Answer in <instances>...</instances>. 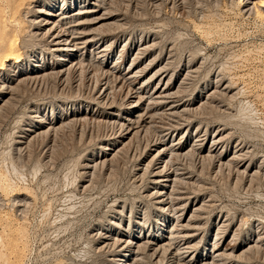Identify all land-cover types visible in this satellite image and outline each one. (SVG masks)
<instances>
[{
    "label": "rangeland",
    "instance_id": "obj_1",
    "mask_svg": "<svg viewBox=\"0 0 264 264\" xmlns=\"http://www.w3.org/2000/svg\"><path fill=\"white\" fill-rule=\"evenodd\" d=\"M0 47V264H264V0H0Z\"/></svg>",
    "mask_w": 264,
    "mask_h": 264
},
{
    "label": "bare ground",
    "instance_id": "obj_2",
    "mask_svg": "<svg viewBox=\"0 0 264 264\" xmlns=\"http://www.w3.org/2000/svg\"><path fill=\"white\" fill-rule=\"evenodd\" d=\"M101 1V0H100ZM96 2H97V0H96ZM91 3V2H90ZM95 4V3H94ZM101 5V4H100ZM100 5H99V8H100ZM102 6V5H101ZM98 8V7H97ZM96 8V9H97ZM96 9H92V8H88L87 9V11H85V12H97L98 11V9L96 10ZM101 9V8H100ZM105 10V9H104ZM40 11V10H39ZM44 12V11H43ZM83 13H84V11H83ZM76 15H72V16H80L81 14H82V11H79L78 13H75ZM92 15V14H91ZM69 18H70V16H69ZM68 18V19H69ZM97 18H99V17H97ZM101 18V17H100ZM100 18H99V20H100ZM103 18V17H102ZM42 19V18H41ZM72 19V18H71ZM62 20V19H61ZM77 20V19H76ZM76 20H74V21H76ZM97 20V19H96ZM39 21V20H38ZM58 21H60V20H58ZM92 21V20H91ZM91 21H90V23H91ZM35 22V21H34ZM43 21H41V23H42ZM82 22H85V21H82ZM82 22H80V24L82 23ZM94 22V21H93ZM58 24V23H57ZM78 24V23H77ZM39 25V24H38ZM56 25V24H55ZM74 25V24H73ZM75 25H76V23H75ZM54 27V26H53ZM78 27V26H77ZM77 27H74V28H76L75 30H78L79 28H77ZM40 28V27H39ZM42 29V28H41ZM48 29H51V28H48ZM55 30H57V29H55ZM81 30V29H80ZM50 31V30H49ZM58 31V30H57ZM83 31V30H82ZM45 32V31H44ZM48 32V31H47ZM85 32V31H84ZM83 32V33H84ZM90 32V31H89ZM38 33V32H37ZM49 33V32H48ZM57 33V32H56ZM71 33V32H70ZM36 34V33H35ZM40 34V33H39ZM50 34H51V32H50ZM62 34V33H61ZM74 34H78L77 36H70V37H68L67 35H65V33H64V35H57V34H54V35H52V40H53V42H54V44L56 45V46H58V47H60L59 48V50L61 49V47H68V46H72V47H77L79 44H82V43H84L85 41H87V37H85V36H82L80 33H74ZM80 34V35H79ZM45 35V34H44ZM70 35V34H69ZM87 35V34H86ZM90 35H91V33H90ZM8 37H6V39H7ZM11 40V39H10ZM90 40H91V38H90ZM93 40V39H92ZM5 41V40H4ZM9 41V40H8ZM7 42V41H6ZM8 43V45L7 44H5V42L3 43V44H5V46H6V52L8 53L7 55H9V56H11V57H15V55L17 54V51H18V47H17V41L16 40H11L10 42H7ZM86 43V42H85ZM88 43V42H87ZM2 44V43H1ZM2 46V45H1ZM84 46V45H83ZM0 49H1V47H0ZM64 49V48H63ZM69 49V48H68ZM71 49V48H70ZM79 50H80V48H78ZM2 50V49H1ZM5 50V49H4ZM73 50V49H72ZM71 50V51H72ZM4 52V51H3ZM2 53V52H1ZM3 54V53H2ZM5 54V53H4ZM19 54V53H18ZM79 54V53H78ZM1 55V54H0ZM2 56V55H1ZM4 56V55H3ZM8 57V56H7ZM17 57H19L18 55H17ZM5 58V57H4ZM79 58V57H78ZM17 59V58H16ZM76 59V58H75ZM12 60V59H11ZM63 60V59H62ZM6 61V60H5ZM9 62H10V60H9ZM11 63V62H10ZM17 65V64H16ZM120 65V64H119ZM118 65V66H119ZM115 66V65H114ZM113 67V66H112ZM130 69V68H129ZM116 70V69H115ZM129 76V75H128ZM131 77H133V76H131ZM12 78V77H11ZM124 79V78H123ZM11 81V80H10ZM156 89H157V87H156ZM163 89V88H162ZM142 90V89H141ZM154 91H155V89H154ZM153 91V92H154ZM160 91V90H159ZM139 92V91H138ZM148 93V92H147ZM170 93V92H169ZM168 93V94H169ZM105 94V93H104ZM165 95V94H164ZM144 96V95H143ZM151 96H153V95H151ZM150 96V97H151ZM162 96V95H161ZM166 96V95H165ZM149 97V98H150ZM154 97V96H153ZM152 97V98H153ZM168 97V95L166 96V98ZM151 98V99H152ZM161 98H163V97H161ZM141 102V100H138V102ZM136 102V101H135ZM134 104V103H133ZM137 104V103H136ZM173 110V109H172ZM141 117V116H140ZM139 118V117H138ZM131 121V120H130ZM197 143V142H196ZM197 144H199V143H197ZM193 145H195V144H193ZM173 146H175V145H173ZM197 146V145H196ZM196 146L195 147H193V148H196ZM164 150H166V148H163ZM169 149V148H168ZM173 149V148H172ZM201 150V149H200ZM159 152V151H158ZM168 152V151H167ZM170 154V153H169ZM154 156V155H153ZM164 162V161H163ZM155 171V170H154ZM158 171H159V169H158ZM158 171H156L157 173H158ZM160 171H161V173H160ZM159 171V173L160 174H162V171L163 170H160ZM156 172H153V173H156ZM164 172V171H163ZM158 175V174H157ZM162 178V177H161ZM167 179V178H166ZM170 180V179H169ZM173 180V179H172ZM153 181V180H152ZM155 182V181H154ZM156 185V184H155ZM167 186V185H166ZM159 189V188H158ZM165 191V190H164ZM165 192H163V193H160V195L159 196H161V197H159V198H164V196L165 195H162V194H164ZM165 200V199H164ZM164 200H162V201H164ZM159 201V200H158ZM165 202V201H164ZM163 202V203H164ZM160 203V202H159ZM165 205V204H164ZM169 209V208H168ZM200 210H201V208H200ZM198 210H196V212H197ZM173 214V213H172ZM194 215V214H193ZM193 215H191V217L193 216ZM183 217V216H182ZM180 218V217H179ZM189 219V218H188ZM195 219V218H194ZM196 222V221H195ZM194 224V223H193ZM182 225V224H181ZM185 226H187V224L185 225ZM182 227V226H181ZM189 227H190V225H189ZM192 227H195V226H192ZM192 227H190V228H192ZM197 227V226H196ZM180 228V227H179ZM183 228V227H182ZM184 228H186V227H184ZM188 228V227H187ZM171 232H173V231H171ZM110 234V233H109ZM188 235V234H187ZM191 235V234H190ZM190 235L188 236V237H190ZM182 236H184V235H182ZM186 236V235H185ZM173 239H174V237H172ZM172 238H170V239H172ZM183 238H185V237H183ZM182 238V239H183ZM187 238V237H186ZM169 239V238H168ZM189 239V238H188ZM191 239V238H190ZM124 240V239H123ZM120 241H121V239H120ZM171 241V240H170ZM114 242V241H113ZM146 242V241H145ZM131 243V242H130ZM129 243V244H130ZM144 243V242H143ZM152 244H155V248H154V254H157L158 252H159V250L161 249V248H164V247H166V245H168V243L166 242V243H152ZM128 245V244H127ZM145 246H146V244H144ZM144 245H142V246H144ZM148 245V244H147ZM139 246V245H138ZM123 247V246H122ZM147 247V246H146ZM150 247V246H149ZM189 247V246H188ZM129 248V247H128ZM132 248V247H131ZM140 248H143V247H141L140 246ZM172 248V247H171ZM187 248V247H186ZM123 249V248H122ZM139 249V248H138ZM213 250V249H212ZM117 251H119V250H117ZM122 251V250H121ZM139 253L141 252V249H140V251L139 250H137ZM211 251V250H210ZM226 251V250H225ZM137 252V253H138ZM175 252H176V250H175ZM212 252V251H211ZM136 253V252H135ZM125 254V253H124ZM213 254V253H212ZM222 254V253H221ZM153 256V255H152ZM213 256V255H212ZM126 257V256H125ZM129 257V256H128ZM131 257V256H130ZM180 257V256H179ZM192 258V257H191ZM189 259V258H188ZM118 260V259H117ZM133 260V259H132ZM135 261H137V260H135ZM161 261V260H160ZM186 262H187V260H186ZM189 262V261H188ZM191 262V261H190ZM212 262V261H211ZM134 263V262H133ZM208 263V262H207ZM121 264V263H120ZM191 264V263H190ZM206 264V263H205Z\"/></svg>",
    "mask_w": 264,
    "mask_h": 264
}]
</instances>
